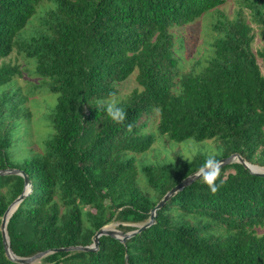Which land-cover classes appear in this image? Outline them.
I'll list each match as a JSON object with an SVG mask.
<instances>
[{"label":"trees","instance_id":"1","mask_svg":"<svg viewBox=\"0 0 264 264\" xmlns=\"http://www.w3.org/2000/svg\"><path fill=\"white\" fill-rule=\"evenodd\" d=\"M228 1L0 0V171H23L33 186L8 222L16 256L90 246L104 227L117 224L127 234L148 223L164 196L209 156L139 168L137 156L158 136L213 141L214 159L239 154L264 168V48L253 52L256 35L245 17L248 11L264 31V0H240L233 20L220 13L212 54L186 74L172 32ZM45 2L40 26L26 36ZM14 51L57 95L43 150L18 161L16 135L30 114L13 87L20 68L3 62ZM134 73L138 87L118 102L125 118L114 122L105 105ZM221 179L215 193L202 178L186 187L126 244L102 236L97 252L54 253L39 264H264V235L257 233L264 228V178L233 163L220 167ZM24 188L23 177L0 176V227ZM0 264H15L1 232Z\"/></svg>","mask_w":264,"mask_h":264},{"label":"rangeland","instance_id":"2","mask_svg":"<svg viewBox=\"0 0 264 264\" xmlns=\"http://www.w3.org/2000/svg\"><path fill=\"white\" fill-rule=\"evenodd\" d=\"M240 0H229L225 5L219 7L218 11L206 13L202 18L194 23L175 27L172 32L175 36L178 54L182 56V65L185 69L182 73L190 72L194 67V61L201 60L204 65L212 54L211 44L215 39L216 33L213 31V26L216 23L220 13L228 19L233 20L236 12L239 9ZM49 8L47 2L44 3L38 16L30 23L27 29L30 36L33 30H37L40 26V19L44 16V12ZM246 19L251 23L256 38L252 44L253 52L264 48V32L260 27L251 22L249 12L245 13ZM182 42V46L179 45ZM5 64L12 67H19L21 75L14 78L13 87L20 90V94L26 99L25 108L30 114L28 120L22 121L23 127L18 129L16 135V145L13 155L15 160H21L28 155L30 150L42 151L43 144L50 134L53 133V126L50 115L53 113L57 105V95L49 92L47 88L42 86V80L35 75V65L31 61L25 59L17 51L6 60ZM258 64L264 73L263 62L258 58ZM138 87L136 83V73H134L126 82L119 86V94L115 100L118 102L125 99L134 89ZM2 92L0 91V96ZM113 100V99H112ZM151 123V122H150ZM155 124L151 123L149 130L153 131ZM153 148L144 155L137 156V165L139 168L143 165H158L165 162L175 160L176 156H180L185 160L193 159L198 153H205L209 156L218 154V148L213 141L196 142L188 140L182 143L169 142L165 137L158 136ZM88 209H85L87 211ZM175 220L181 217V213H174ZM183 218V217H182ZM112 229L117 227V224L108 226ZM220 227H215V232L220 231ZM258 235H264V228L257 230Z\"/></svg>","mask_w":264,"mask_h":264},{"label":"water","instance_id":"3","mask_svg":"<svg viewBox=\"0 0 264 264\" xmlns=\"http://www.w3.org/2000/svg\"><path fill=\"white\" fill-rule=\"evenodd\" d=\"M220 162H221L220 167H225L233 163H239L243 165L244 168L247 169L251 174L264 178V168L255 166L247 162L239 154H233L228 158H224L220 160ZM252 168H256L258 169V171H253ZM6 175H18V176L23 177L25 180L24 192L9 206V208L7 209L6 213L4 214L2 218L1 227H0L5 255L9 261L15 264H39L41 260H43L45 257L51 254H54V253L97 252L100 246L99 239L102 236H109V237L119 240L123 244H126L127 240L131 239L132 237H135L138 234H141L143 231L147 230L148 228H150L151 226L155 224V218H156L157 211L160 210L168 201H170L173 197H175L179 192L184 190L186 187L190 186L195 181L201 179V177L197 175V172L187 177L186 179H184L179 185H177L171 191H169L164 196V198L158 203V205L151 211V216H150L148 223H146L145 225L139 226L138 229L133 232L123 234L121 231L117 229H112L110 227H104L96 233V235L93 238V244L90 246H77V247L48 250V251L39 253L32 257L22 258V257L16 256L15 253L13 252L11 248L7 228H8V222L10 218L12 217L14 212L18 209L19 205L24 201V199L32 192L33 186L31 182L29 181L28 176L23 171L15 170V169H8V170L0 171V176H6Z\"/></svg>","mask_w":264,"mask_h":264},{"label":"clouds","instance_id":"4","mask_svg":"<svg viewBox=\"0 0 264 264\" xmlns=\"http://www.w3.org/2000/svg\"><path fill=\"white\" fill-rule=\"evenodd\" d=\"M105 111L107 116L114 122H122L125 118L124 110L119 106L118 101L115 99L107 102L105 105ZM220 164V161L214 159L212 156H208L197 172V175L202 178L203 182L212 193H215L220 184L223 183L222 179L217 182V177L220 176Z\"/></svg>","mask_w":264,"mask_h":264},{"label":"bare ground","instance_id":"5","mask_svg":"<svg viewBox=\"0 0 264 264\" xmlns=\"http://www.w3.org/2000/svg\"><path fill=\"white\" fill-rule=\"evenodd\" d=\"M252 170H253V171H258V169H256V168H252Z\"/></svg>","mask_w":264,"mask_h":264}]
</instances>
